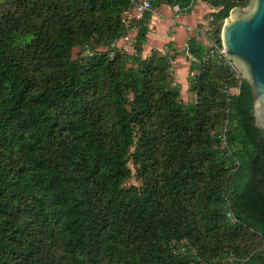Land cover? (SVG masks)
<instances>
[{
  "label": "trees",
  "instance_id": "trees-1",
  "mask_svg": "<svg viewBox=\"0 0 264 264\" xmlns=\"http://www.w3.org/2000/svg\"><path fill=\"white\" fill-rule=\"evenodd\" d=\"M197 1L152 7L188 14ZM199 1L216 9L220 45L223 21L251 0ZM3 2L0 264H264V138L248 82L189 38L184 104L175 55L141 56L150 14L123 23L130 0ZM132 30L126 53L116 43ZM77 47L91 55L72 58ZM225 87L238 89L229 101ZM132 176L140 187H125Z\"/></svg>",
  "mask_w": 264,
  "mask_h": 264
},
{
  "label": "water",
  "instance_id": "water-1",
  "mask_svg": "<svg viewBox=\"0 0 264 264\" xmlns=\"http://www.w3.org/2000/svg\"><path fill=\"white\" fill-rule=\"evenodd\" d=\"M220 41L251 88L255 127L264 138V0L233 8L223 21Z\"/></svg>",
  "mask_w": 264,
  "mask_h": 264
},
{
  "label": "crops",
  "instance_id": "crops-1",
  "mask_svg": "<svg viewBox=\"0 0 264 264\" xmlns=\"http://www.w3.org/2000/svg\"><path fill=\"white\" fill-rule=\"evenodd\" d=\"M209 13H211V8L199 0L192 7L190 13H180L177 17L174 15L173 7L167 4H162L153 9L148 19V33L146 35V42L142 47V58L149 56L152 51H158L161 54L167 52L170 55H175L172 61V71H174V76L177 79V72L175 71H178V68L175 65L183 63L186 71V81L184 83L186 84V88H188L187 77L190 61L185 51L186 42L192 37L197 39L195 29L206 27L204 17ZM135 34L136 31L132 30V33L128 35V40L120 39L116 45L127 51L128 48H132ZM198 40L203 42L200 39ZM177 82L181 84L179 80Z\"/></svg>",
  "mask_w": 264,
  "mask_h": 264
},
{
  "label": "built area",
  "instance_id": "built-area-1",
  "mask_svg": "<svg viewBox=\"0 0 264 264\" xmlns=\"http://www.w3.org/2000/svg\"><path fill=\"white\" fill-rule=\"evenodd\" d=\"M132 9L127 12L123 18V23L127 25L133 19H140L145 14H150L153 11L152 0H130ZM174 15L177 17L180 13V7L175 5L173 7ZM216 12V9L211 7V13ZM212 17L206 23V27L201 29H195V36L197 39L203 41V43L209 48L207 58L216 60L217 63L225 64L234 74L236 80L240 81L242 79V74L235 66V64L225 55L224 48L222 44L218 45L212 40L213 26L211 24ZM123 40H128V36L122 38ZM238 89L236 87H225L223 89L224 94L226 95L227 101L230 100V97L236 94ZM229 216V214H228Z\"/></svg>",
  "mask_w": 264,
  "mask_h": 264
},
{
  "label": "rangeland",
  "instance_id": "rangeland-1",
  "mask_svg": "<svg viewBox=\"0 0 264 264\" xmlns=\"http://www.w3.org/2000/svg\"><path fill=\"white\" fill-rule=\"evenodd\" d=\"M8 7L9 6L7 5V2H3L2 3V6L0 7V10L5 11ZM156 8H157L156 6H153V9H156ZM208 20H209V14L205 15V17H204V21L206 23H207ZM130 33H132V31H130L129 34ZM88 49L89 48H86V47H77V48H74L73 51H72V58H82V59H85L86 57H88V56L91 55V52ZM99 49L100 50H104L105 48H99ZM131 51H132V48H128V50L126 51V53H131ZM175 66L178 68V71L177 70L175 71V72H177V79H176V76H174V71H172L171 73H172V78H173V80H174L175 83H179V82H177L178 80L181 82V84H179V85H182L181 86V91H180V99H181V101L184 104L193 105L194 102H195V96H194V93H192L185 86L186 84L184 83V81H186V78H185L186 71L184 69L183 63L182 62L181 63H177ZM188 87H189V84H188ZM134 172L135 171L132 169V174H134ZM131 185L140 187L141 183H140V181L137 178H135V176H132L125 183V187H129Z\"/></svg>",
  "mask_w": 264,
  "mask_h": 264
}]
</instances>
